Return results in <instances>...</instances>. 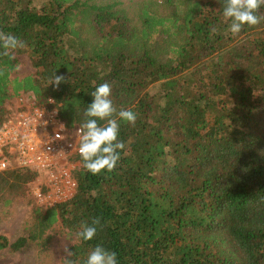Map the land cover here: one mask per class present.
<instances>
[{
	"label": "trees",
	"instance_id": "trees-1",
	"mask_svg": "<svg viewBox=\"0 0 264 264\" xmlns=\"http://www.w3.org/2000/svg\"><path fill=\"white\" fill-rule=\"evenodd\" d=\"M123 1L0 0V31L26 44L14 61L0 54V125L23 97L72 130L103 83L137 115L121 122L114 170L92 175L78 157L73 196L33 208L25 235H0V253L98 218L94 240L68 248L80 264L97 244L118 264H264V21L234 36L222 0H153L134 25ZM21 55L34 73L16 77ZM39 176L0 172V203Z\"/></svg>",
	"mask_w": 264,
	"mask_h": 264
},
{
	"label": "clouds",
	"instance_id": "clouds-1",
	"mask_svg": "<svg viewBox=\"0 0 264 264\" xmlns=\"http://www.w3.org/2000/svg\"><path fill=\"white\" fill-rule=\"evenodd\" d=\"M222 16L228 22V31L232 35L241 33L245 26L255 27L264 21V16L258 15L264 0H222ZM26 44L20 38L0 31V50L2 54L14 61L17 50L24 49ZM23 65L15 63L12 71H19ZM64 82L62 76L56 72L50 78L49 85L58 87ZM112 88L108 83H103L91 93L92 102L83 112V120L79 124L78 153L83 169L92 175L102 171L111 172L120 159V151L125 145L119 140L121 122L135 124L137 115L132 110L120 109L113 103ZM59 136V135H57ZM100 220L94 219L89 223H82L75 231L69 230L70 235L65 237L72 244L73 241L88 243L97 235ZM66 256L63 264H80L74 258V252L65 249ZM83 264H118L117 254L108 250L103 245L97 244L87 253Z\"/></svg>",
	"mask_w": 264,
	"mask_h": 264
},
{
	"label": "built area",
	"instance_id": "built-area-1",
	"mask_svg": "<svg viewBox=\"0 0 264 264\" xmlns=\"http://www.w3.org/2000/svg\"><path fill=\"white\" fill-rule=\"evenodd\" d=\"M77 130V126L69 130L56 111L17 98L15 108L0 125V172L15 168L46 171L48 193L35 192L39 203L51 207L69 200L75 193L72 173L80 157Z\"/></svg>",
	"mask_w": 264,
	"mask_h": 264
},
{
	"label": "rangeland",
	"instance_id": "rangeland-1",
	"mask_svg": "<svg viewBox=\"0 0 264 264\" xmlns=\"http://www.w3.org/2000/svg\"><path fill=\"white\" fill-rule=\"evenodd\" d=\"M145 1L153 0H125L122 3L121 8L134 25L139 24L137 13ZM18 60L23 67L16 71L14 76L24 77L34 73L30 59L26 55L18 56ZM156 90L157 88L154 92H157ZM45 173L46 171L40 173L36 182L30 185V194L13 198L8 205L2 201L0 203V235L7 237L11 242L26 234V228L32 222L33 208L44 207L39 203L35 192L48 193L44 185ZM47 237L49 241L45 247L29 244L18 252L8 250L1 252L0 264H62V259L66 256L65 249L72 245L65 239L68 237L67 232L58 223L47 232Z\"/></svg>",
	"mask_w": 264,
	"mask_h": 264
}]
</instances>
